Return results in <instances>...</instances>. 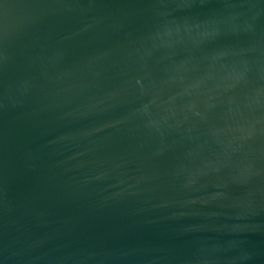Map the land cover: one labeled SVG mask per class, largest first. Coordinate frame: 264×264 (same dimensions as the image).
<instances>
[{"label": "water", "instance_id": "1", "mask_svg": "<svg viewBox=\"0 0 264 264\" xmlns=\"http://www.w3.org/2000/svg\"><path fill=\"white\" fill-rule=\"evenodd\" d=\"M0 264H264V0H0Z\"/></svg>", "mask_w": 264, "mask_h": 264}]
</instances>
